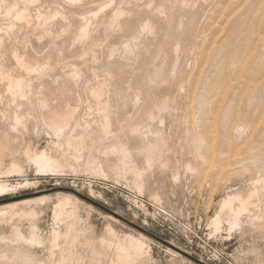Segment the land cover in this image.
<instances>
[{
    "label": "bare ground",
    "instance_id": "1",
    "mask_svg": "<svg viewBox=\"0 0 264 264\" xmlns=\"http://www.w3.org/2000/svg\"><path fill=\"white\" fill-rule=\"evenodd\" d=\"M263 1L261 4H264ZM188 2L189 0H177L175 6L169 7L166 5L167 0H0V194L33 186L35 183L27 178L31 171H34L38 177L48 174L62 175L66 172L100 177H108L110 174L116 181L131 179L129 184L138 193L143 194L150 189L151 178L156 172L164 173L171 168L173 162L171 154L175 155L176 150L175 148L170 150V137L164 130L165 115L169 114L171 106L168 97L154 98L152 89L154 86L161 88L165 85L169 73H171L170 78H177L180 67L179 33L183 25V17L176 19L174 10L177 8L182 11ZM235 9L232 10L238 13L239 9L236 7ZM230 13L231 10L229 15ZM255 14L250 13L249 16L255 17ZM246 19L243 23L248 20ZM258 19L263 18L258 16ZM202 20L204 21V18ZM242 26L236 22L229 30L232 33L239 30L241 33ZM227 32L229 33L228 29ZM215 33L214 35L217 36ZM209 38L207 43L214 41ZM257 39L260 41L261 38ZM240 41L242 42L243 39ZM207 43L205 48L212 44L207 45ZM238 44L241 47L242 43L238 42ZM237 46L234 48L237 49ZM256 47L259 48L258 44ZM261 49L259 48V51ZM152 50L157 54V61L151 71L140 64V60ZM238 50L242 51V48ZM211 52L208 51V55ZM206 56L204 55L203 59ZM249 57L251 56H248L247 60ZM206 58L209 59V56ZM244 63H247L246 59ZM225 65L227 67L229 64ZM244 66L243 70H245ZM238 69H241V65ZM237 74L239 75L240 72L238 71ZM241 76L244 77L242 74ZM135 78H138V83ZM229 78L233 81L234 77ZM231 81L229 84L232 83ZM245 86L243 91L248 90ZM228 88L224 91L226 92ZM219 95L222 98L221 91ZM151 97L155 100L152 106H149ZM242 102L246 101L242 100ZM189 104L191 105V102ZM218 104L219 101L217 107ZM239 108L241 109V107L237 109ZM191 111L193 115L195 110L191 109ZM210 111L215 113L214 107ZM236 113L238 115V110ZM220 115L219 117L222 116ZM238 116L241 117L240 113ZM235 119L234 123L238 117ZM214 121L213 119L212 122ZM251 121L253 123V120ZM154 123H159L158 128L152 129ZM196 125L199 127L198 124ZM232 131L233 129L229 133ZM189 132H186V140L191 147L192 143H196L197 151L201 153L205 137L199 131L192 139ZM231 138L228 139L229 142L233 141L234 147L235 141ZM207 139L210 138L207 136ZM42 140H46L45 146H42ZM135 140L140 141L139 147L133 145ZM180 142L178 138L177 147H180ZM231 149L228 150L231 151L230 154ZM193 151L190 149V154H193ZM224 153L227 154V150H224ZM194 158L197 159L196 156ZM200 158L204 165L207 157L200 155ZM225 158L228 161L227 157ZM222 162L224 161L221 160L220 165ZM184 166L187 170L192 169L191 161H187ZM176 175L175 179L178 178ZM16 176L23 177L24 183L12 184L8 181L9 178ZM151 197L153 200H158L155 192L151 193ZM56 198L58 202L54 207L53 218L55 223H64L65 229H54L49 240H44L35 226L30 225L29 232L25 233L21 226L12 225L9 236L0 237V264H143L140 261L145 256L146 238L142 234L138 235V239L130 235L125 242L99 239L95 242L86 240L82 244L77 240L78 234L76 235L74 225L70 221L75 217L79 200L67 194H58ZM222 199L219 212L211 221L216 231L221 228L224 213L227 211L234 215L232 221L228 220L231 229L239 226L240 216L249 211L252 203L250 198H244L240 192ZM46 200L47 198L32 199L0 208V220L4 222L8 218V223L11 224L15 216L35 217L34 209L17 210L44 203Z\"/></svg>",
    "mask_w": 264,
    "mask_h": 264
},
{
    "label": "rangeland",
    "instance_id": "2",
    "mask_svg": "<svg viewBox=\"0 0 264 264\" xmlns=\"http://www.w3.org/2000/svg\"><path fill=\"white\" fill-rule=\"evenodd\" d=\"M246 1L245 3V0L244 2L243 0H189L188 4L185 5L186 8H182L183 14L180 9L176 8L174 10L176 19L183 17V25L179 33V73L177 78H170L171 73H169L166 84L161 86V88L154 86L152 90L156 99L169 98L171 111L165 115L164 130L166 135L170 137V150L175 148L176 153L175 155L171 154L173 161L171 168H168L164 173L156 172L152 176L149 190L143 194L138 193L129 184L131 179H129L130 181H116L110 174H108V177H100L66 172L62 175L48 174L38 177L34 171H31L28 173L27 178L35 184L28 188L0 194V208L32 199L47 198V200L44 203L21 207L17 210L28 211L34 209L36 212L35 217L15 216L11 224L8 223V218L4 222L0 220V237H8L12 225L21 226L25 233L29 232L31 226H35L39 229L41 237L44 240H49L54 229L64 230L66 227L64 223H55L53 211L58 202L56 196L58 194H67L79 200V205H77L78 207L75 210V217L70 219V221L74 225L76 235L78 234L77 240H80L82 244L86 240L95 242L99 239H105L109 242H125L130 235L138 239V235L142 234L146 238L145 256L140 261L143 264H264V76H262L264 73V4H261L262 0ZM174 3L176 4L177 0H167L166 5L173 7L175 6ZM258 4L259 6H257ZM199 5L200 7H198ZM239 6L243 7L239 8ZM235 7L239 9L238 13L235 12ZM233 8L235 10H232ZM197 9L199 10V16ZM200 10L203 12L201 13ZM230 10L231 15H229ZM233 12L235 13L233 14ZM246 13L247 15H245ZM250 13L255 14V17L250 15L252 16L251 24ZM258 16L263 19H258ZM202 18H204V21ZM227 18H229L228 21ZM245 19L248 23H246L247 21L243 23ZM236 22L240 26L244 24V27H241V33L239 30L236 33H232L229 30ZM257 26L258 29L260 27L259 32ZM224 28L225 30H223ZM218 29L220 32H218ZM216 31L218 33H215ZM209 34H213V36H209ZM209 37L211 40L214 39L215 44L214 41H211L212 44L210 41L206 42ZM222 38L223 41H221ZM257 38H261L260 41ZM242 39L243 41L241 42L240 40ZM245 39L246 42H244ZM238 42L245 43L246 46L241 44L240 47ZM205 43L207 45L210 43L212 48L208 46L206 49ZM234 43L235 46L239 45L236 47L237 49L234 48ZM213 44L214 47L212 46ZM257 44L260 49L262 48L260 51L256 47ZM253 47L258 48V50ZM241 48L242 51L244 50L243 53L245 55H243L241 50H238ZM208 51L212 52L208 55ZM156 55L155 50H152L148 55L142 57L140 64L152 71L157 61ZM204 55L209 56V59L206 58L207 56L203 59ZM248 56H251L249 60H247ZM245 59L247 63H244ZM227 60L230 61L227 62ZM226 62L229 64L227 67L226 65L224 66V64H227ZM242 64H248L243 65L245 70H243ZM240 65L241 69H238ZM236 71H239L240 74L238 75ZM243 71L247 73V77ZM227 72L229 75H227ZM229 77H234L233 81ZM229 80L232 82L231 84H229ZM135 81L138 83V78H135ZM227 81H229V88L227 87ZM194 82H196L195 85ZM222 84L225 86H221ZM196 85L198 86L196 87ZM244 86L245 88L248 87V90L244 88L245 92L242 90ZM225 88H228V94L226 93L227 91H224ZM192 91L193 93L196 91L193 97ZM220 91L222 98L219 95ZM257 93L258 95H256ZM189 95L194 98V101ZM242 95H245L244 99ZM154 98H150L149 106H152ZM242 100L246 102H242ZM142 102L143 100L140 103ZM190 102L191 105L189 104ZM220 103L223 104H221L223 107ZM237 105H240L238 107H241V109L239 108L241 112L237 109ZM212 107H214L215 113L210 111ZM181 108L184 110L182 111ZM190 108L195 110L193 115ZM236 110H238L241 117L238 116L239 113L237 115ZM199 111L200 113H198ZM244 113L245 115L243 116ZM219 114L222 116L220 115L221 117H219ZM235 117H238L237 121H235L236 124L233 122ZM193 118L195 119L193 120ZM213 119L216 121H214L215 124L212 122ZM251 120H253V123ZM237 124L239 125L237 126ZM231 125L233 128L230 127ZM158 126L159 123H154L152 129H156ZM238 128L242 130L239 131ZM229 129H233V131L229 133ZM198 130L205 137V144L201 149V153L197 151L196 143H192V147L189 145L185 136L186 132L190 131L189 134L193 139L199 132ZM207 136L210 139H207ZM230 136L235 141L234 147L232 140V145H230L231 141L229 142L228 139L231 138ZM178 138L179 141L181 140L180 147H177ZM45 144L46 140H42V146H45ZM133 145L139 147L140 141L135 140ZM190 149L194 150L193 154H190ZM230 149L232 150L231 154V151H228ZM224 150H227L228 153H224ZM218 151L223 152H220V154ZM229 154L230 157L228 156ZM200 155L204 158L205 156L207 157V160L205 159L207 162L204 165ZM195 156L197 159L194 158ZM225 157H227L229 164L231 163L230 165L227 164L228 161ZM231 157L235 158L232 159ZM221 160L224 162L220 165ZM187 161H191L192 169L187 170L186 166H184ZM221 169L225 170H222V172ZM175 174L178 176L177 179H175ZM8 181L12 184L24 183V178L16 176L9 178ZM152 192L157 194L158 200H153L151 197ZM237 192H240L244 198L251 199L252 203L249 211L240 216V225L233 229H231V224L228 220L232 221L234 215L229 211L225 212L224 222L221 228L216 231L211 225V221L219 212L222 198Z\"/></svg>",
    "mask_w": 264,
    "mask_h": 264
}]
</instances>
